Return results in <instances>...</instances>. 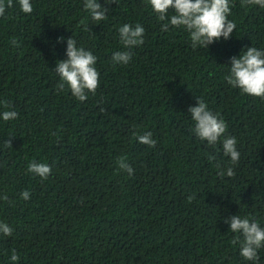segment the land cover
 Here are the masks:
<instances>
[{
  "label": "trees",
  "instance_id": "1",
  "mask_svg": "<svg viewBox=\"0 0 264 264\" xmlns=\"http://www.w3.org/2000/svg\"><path fill=\"white\" fill-rule=\"evenodd\" d=\"M97 2L108 9L103 21L85 0H31V14L5 0L0 114L18 117L0 116V197H8L0 221L13 229L0 234V264H264V247L258 262L245 260L225 223L240 215L264 227V98L225 80L231 57L264 50V8L230 0L231 37L194 49L183 27L161 30L147 0ZM125 23L145 28L144 43L128 64H114L113 53L129 50L118 32ZM69 37L97 57L99 87L85 101L56 87ZM197 97L236 138L238 164L222 138L209 146L194 134ZM146 132L155 147L138 141ZM121 156L133 175L118 168ZM34 159L50 165L47 179L28 171ZM228 167L235 175L220 177Z\"/></svg>",
  "mask_w": 264,
  "mask_h": 264
},
{
  "label": "clouds",
  "instance_id": "2",
  "mask_svg": "<svg viewBox=\"0 0 264 264\" xmlns=\"http://www.w3.org/2000/svg\"><path fill=\"white\" fill-rule=\"evenodd\" d=\"M112 3L113 0H106ZM117 2V0H116ZM20 10L25 14L33 12L31 0H18ZM148 5L157 14L162 24V31H167L169 27H183L189 34L191 46L195 49L199 47L208 48L209 45L220 40H227L236 29V24L228 19L231 13L230 0H147ZM243 5H259L264 8V0H241ZM12 6V0H7V7ZM84 9L90 13L94 21H103L107 19L108 9L97 0H85ZM174 12L169 17V11ZM6 11L5 0H0V17ZM120 42L125 51L113 53L111 59L114 64H128L132 59L130 49L144 43L145 28L137 23L134 27L125 23L118 30ZM63 41V37L59 38ZM14 46H18L16 40H12ZM67 59L57 62L55 72L59 76L57 90H63L65 86L70 89L71 94L79 101H85L87 93H96L99 87V72L95 67L97 57L90 50L78 47L73 37L67 39L66 48ZM225 80L233 88H238L241 94L264 98V50L250 46L242 51L239 57H231L230 72ZM198 103L189 108L192 120L195 122L193 132L197 138L206 141L209 146H215L221 142L223 154L230 157V164L236 165L240 159V152L237 150V140L234 136H227L228 125L218 115L208 109L206 102L197 97ZM3 103L7 109L6 101ZM103 110V109H102ZM4 121L14 120L18 113L12 110H5L0 114ZM134 135H136L134 133ZM11 137V135H10ZM140 143L150 147L156 146V140L152 138L151 132L138 135ZM4 147H12V140L4 141ZM209 160H215L214 155H209ZM118 168L126 171L130 176L134 174V169L127 162L126 157L121 156L116 160ZM220 168V165L217 164ZM28 171L38 175L42 179H47L52 169L49 164L32 160L28 165ZM232 177L235 175L233 167H228L226 171L221 169L218 172L220 177L224 175ZM24 200L30 199V192L25 190L21 193ZM194 197L190 196L191 201ZM0 199L7 200L5 194ZM225 223L230 225V231L236 233V237L231 241L232 244L239 243L240 255L248 261H259L258 249L264 247V227L250 220L248 217L233 215L225 219ZM12 227L7 223L0 221V234L11 236ZM242 237V238H241ZM11 261L16 262L19 256L15 250L12 251Z\"/></svg>",
  "mask_w": 264,
  "mask_h": 264
}]
</instances>
